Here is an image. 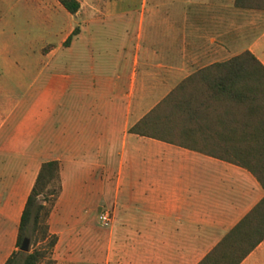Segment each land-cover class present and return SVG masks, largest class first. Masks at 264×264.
<instances>
[{"label":"crops","instance_id":"obj_1","mask_svg":"<svg viewBox=\"0 0 264 264\" xmlns=\"http://www.w3.org/2000/svg\"><path fill=\"white\" fill-rule=\"evenodd\" d=\"M42 1L48 16H29L27 26L38 42L10 61L19 79L0 80V264L19 250L22 213L48 160L61 163L62 180L49 218L54 264H74L58 251L92 201L98 214L114 213L106 254L92 253V264H198L264 188L246 167L131 128L199 69L246 50L264 63V10L140 0L133 16L137 0H79L72 14ZM242 261L264 264V240Z\"/></svg>","mask_w":264,"mask_h":264},{"label":"trees","instance_id":"obj_2","mask_svg":"<svg viewBox=\"0 0 264 264\" xmlns=\"http://www.w3.org/2000/svg\"><path fill=\"white\" fill-rule=\"evenodd\" d=\"M70 13L79 0H58ZM244 9L264 10V0H235ZM227 127L224 132L220 126ZM236 128V133H234ZM131 131L209 153L246 167L264 188V63L250 50L194 72L153 107ZM18 227L19 249L4 264H39L58 235L49 218L62 190L61 163H42ZM264 240V197L198 264H240ZM25 255L23 261L19 257Z\"/></svg>","mask_w":264,"mask_h":264},{"label":"rangeland","instance_id":"obj_3","mask_svg":"<svg viewBox=\"0 0 264 264\" xmlns=\"http://www.w3.org/2000/svg\"><path fill=\"white\" fill-rule=\"evenodd\" d=\"M139 2H135V12L133 16H138ZM48 10L42 0H0V80L9 83H15L19 79V75L11 67V60L20 57L23 59L26 52L32 49L38 42L37 37L33 36V30L28 28L29 16H48ZM12 16L10 22L12 26L3 27L2 20L4 16ZM15 27V31L12 28ZM31 75H24L21 79L27 82ZM22 85L19 92H22L25 87ZM6 87H14L16 85L9 84ZM97 201L89 202L80 211V215L85 219L80 228L72 229L66 232L63 236V242L58 253L69 256L73 259L74 264H92L90 256L92 253L98 252L99 256L104 257L107 251L106 232L107 227H102L98 221V205ZM99 236L101 242L99 245L93 244L92 238ZM42 249L46 248L47 243L36 245ZM36 246L30 243V251ZM20 249V248H19ZM99 249V250H98ZM46 254L42 257L39 264H54L52 258L55 253L45 251ZM57 253V254H58ZM25 255L19 257L21 263ZM71 264V263H68ZM73 264V263H72ZM94 264V263H93ZM96 264V263H95ZM99 264H102L101 262Z\"/></svg>","mask_w":264,"mask_h":264},{"label":"built area","instance_id":"obj_4","mask_svg":"<svg viewBox=\"0 0 264 264\" xmlns=\"http://www.w3.org/2000/svg\"><path fill=\"white\" fill-rule=\"evenodd\" d=\"M98 221L102 227H109L114 221V213L110 210H101L98 214Z\"/></svg>","mask_w":264,"mask_h":264},{"label":"water","instance_id":"obj_5","mask_svg":"<svg viewBox=\"0 0 264 264\" xmlns=\"http://www.w3.org/2000/svg\"><path fill=\"white\" fill-rule=\"evenodd\" d=\"M30 242H31L30 238H26L22 242L20 249L23 250V251H25V252L29 251V249H30Z\"/></svg>","mask_w":264,"mask_h":264}]
</instances>
